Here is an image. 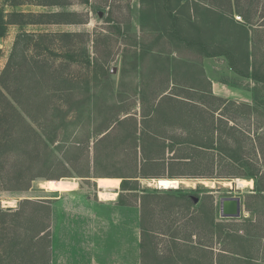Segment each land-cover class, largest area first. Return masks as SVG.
<instances>
[{"label": "rangeland", "instance_id": "374dc122", "mask_svg": "<svg viewBox=\"0 0 264 264\" xmlns=\"http://www.w3.org/2000/svg\"><path fill=\"white\" fill-rule=\"evenodd\" d=\"M62 2L68 5L11 7L0 0V12L5 14H77L65 17L76 20L74 24L13 25L0 39L1 75L19 34L77 36L57 41L56 46L50 39L38 42L35 38L37 46L33 49L32 41L30 51L25 48L34 58L56 62L66 82L60 89L63 86L71 94L45 92L56 85L44 79L42 88L34 85L27 96L30 111L44 103L35 126H42L41 130L49 134L56 132L58 139L52 150L73 160L82 176L73 170L74 176L61 178L60 185L79 183L94 195L98 177H132L125 187L138 192L122 194L119 203L135 206L136 200L145 196V228L158 232L154 240L158 255L164 258L162 263L168 262L169 251L182 263L185 258L191 259L190 264L201 262L194 242L203 239L208 243L214 235L220 240L225 235L228 240L227 234L239 231L252 219L261 234L264 193L256 192L255 180L248 177L253 168L264 172V158L257 154L253 142L264 136V28L259 29L264 25V0L242 1L252 12L254 28L259 29L252 28L251 46L238 42L234 23L243 24L240 17L224 20L219 12H211L209 0ZM214 3L226 4L224 0ZM231 27L234 32L229 37L226 31ZM198 35L210 41L208 47H190L192 41L200 40ZM25 45L19 47L18 64ZM243 50L253 53V61L259 60L255 74L260 81L252 78V70L247 71L238 57L237 65L229 58V54ZM72 61L78 63L69 65ZM210 83L214 94L226 102L203 95ZM104 137L107 140L98 143ZM161 178L181 184L162 189L155 183ZM240 179L251 184L242 186ZM47 181L39 180L24 192L6 191L0 186L1 208L16 210L23 200L55 197L57 193H51ZM231 197L242 200L239 221L217 222L222 220L221 200ZM114 208H107V216ZM126 215L132 220L131 212ZM216 224V232H211ZM195 231L197 238L191 240ZM168 236L179 237L184 246L167 249L169 239L175 241Z\"/></svg>", "mask_w": 264, "mask_h": 264}, {"label": "trees", "instance_id": "16d2710c", "mask_svg": "<svg viewBox=\"0 0 264 264\" xmlns=\"http://www.w3.org/2000/svg\"><path fill=\"white\" fill-rule=\"evenodd\" d=\"M214 1L209 0V9H211V12L213 11L212 13L218 14L219 12L224 20L237 15L240 17L244 22L243 24L233 22L237 31L235 34L238 36V42L242 45L246 41L251 46V31L252 28H257H254L255 24L252 21L251 10L243 7V0H224L226 4L220 5H216ZM233 1L235 5L232 4ZM6 2L11 7L36 5L61 8L68 5L62 0H6ZM76 15V13L63 12L25 13L13 11L8 14L0 12V39L6 36L8 28L13 25L74 24L77 23L76 20L66 19L65 17H75ZM262 19L264 20V15ZM262 28H264V25L259 29ZM232 31L234 32L233 28L226 31L227 36L230 37ZM74 37L77 36L59 34L32 36L31 34L21 33L16 38L8 63L0 75V186L3 190L28 191L35 182L43 179L48 180L50 189L56 192L60 188L61 178L73 177L74 174L79 175L73 166V160L60 157L52 150V145L58 139L56 132L49 134L45 130H41L42 126L38 125V128L35 126L38 123L36 116L42 111L44 103L36 104L34 110L30 111V104L27 102V96L33 90L34 85L36 89L42 88L41 85L44 79L51 80L56 85L50 91L46 90L45 92L71 95L70 92L63 89V86L60 89V85L66 82L59 73V66L56 62L49 63L47 59L39 56L34 58L25 50L26 48L30 51V44L35 38L38 42L50 39L53 45L56 46L57 41V43H62L63 40H72ZM197 39L200 40L192 41L190 47L204 48L209 46L207 44L210 42L208 39L203 38V40L201 36ZM37 41H33L35 42L32 46L33 49L37 46ZM22 43L26 45L23 47L22 58L18 64V62L16 63V56ZM53 50L52 53L56 54V50ZM67 50L73 53L71 48H67ZM2 54L3 52L0 49V59ZM229 55V58L236 65L238 64L236 59L238 57V60L246 65L247 71L252 70V78L256 82L260 81L257 78L258 75L255 74L256 69H258L256 66L260 62L257 59L253 61V53L246 54L243 50ZM77 63L72 61L69 65ZM236 70L239 71L237 66ZM168 90L166 89L165 93ZM190 90L197 91L196 88ZM203 95H209L214 100L226 102L222 98L215 97L210 89L203 91ZM163 97L164 99L172 98L170 96ZM203 98H206V96ZM110 127L111 125L105 128L101 134L107 132ZM105 137L98 143L107 140ZM253 142L256 144L257 154L264 158V136L253 139ZM73 170L75 172L72 175ZM248 178L255 180L256 192L264 193V172L262 170L257 169L254 171L253 168ZM127 182L129 180L126 179L123 187L126 186ZM51 204L52 200L35 201L26 199L20 203L19 208L16 210H5L0 206V264H51ZM248 223V228L250 227L249 237H252V239L261 237L255 229H258V227L251 221ZM261 230L264 231V228ZM241 239L243 240V238ZM240 255L243 258L247 257L244 254Z\"/></svg>", "mask_w": 264, "mask_h": 264}, {"label": "crops", "instance_id": "0c3cea01", "mask_svg": "<svg viewBox=\"0 0 264 264\" xmlns=\"http://www.w3.org/2000/svg\"><path fill=\"white\" fill-rule=\"evenodd\" d=\"M209 89L218 97L214 94L212 83ZM128 178L98 177L94 181L98 189L94 195L79 183H73L75 185L72 186L66 184L64 187L60 185L58 191L51 192L57 193L55 197L45 198L52 200L51 264H190L191 259L185 258L182 263L171 251L167 256L168 262L162 263L164 258L158 255V245L154 240V235H158V232L145 228V196L136 200L135 206L119 203L122 194L138 192V189L123 187L124 181L129 180ZM101 193L114 196L105 200L101 198ZM113 206L114 210H110ZM107 208H110L109 216L105 212ZM126 212L127 214L131 212L134 218L129 221L128 215L125 216ZM117 214H121L120 217H116ZM237 219L222 218L217 222L235 223L239 221ZM251 222L258 227L256 220L252 219ZM217 225L212 226L211 232H216ZM255 229L257 231V228ZM249 231L250 227L246 225L239 228V231L227 234L228 240L225 235L221 240L218 235H214L208 243L203 242V239L200 243L194 242L193 249L199 248L202 257L201 262L194 264H264V231L261 230V237L253 239L249 237ZM196 233L198 232H191V240L197 238ZM168 238L175 241L169 239L167 249L171 250L174 245L176 248L184 246L179 237ZM151 249L154 250L153 257L149 256ZM240 254L247 257L243 258Z\"/></svg>", "mask_w": 264, "mask_h": 264}, {"label": "water", "instance_id": "95a60500", "mask_svg": "<svg viewBox=\"0 0 264 264\" xmlns=\"http://www.w3.org/2000/svg\"><path fill=\"white\" fill-rule=\"evenodd\" d=\"M242 214V200L240 197H231L221 200L220 216L222 218H240Z\"/></svg>", "mask_w": 264, "mask_h": 264}, {"label": "bare ground", "instance_id": "6f19581e", "mask_svg": "<svg viewBox=\"0 0 264 264\" xmlns=\"http://www.w3.org/2000/svg\"><path fill=\"white\" fill-rule=\"evenodd\" d=\"M182 182H183V180H182ZM155 183H156L157 187H160L162 189H167V190L171 189V188H178L180 186V184H181V182L178 181V180L165 179V178H161V179L155 180ZM238 183L240 185H242V186L251 184L250 182L245 181V180L241 181V179L238 181ZM112 186H114V185H112ZM100 196H101L102 199L108 200V199L113 198L114 195L109 194V193H101Z\"/></svg>", "mask_w": 264, "mask_h": 264}]
</instances>
